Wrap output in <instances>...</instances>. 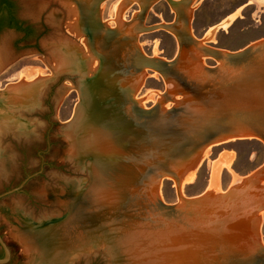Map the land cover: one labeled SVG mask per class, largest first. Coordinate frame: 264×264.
Segmentation results:
<instances>
[{
	"label": "rangeland",
	"instance_id": "rangeland-1",
	"mask_svg": "<svg viewBox=\"0 0 264 264\" xmlns=\"http://www.w3.org/2000/svg\"><path fill=\"white\" fill-rule=\"evenodd\" d=\"M7 1L22 24L21 31L15 27L0 30V195L22 185L18 192L0 199V236L11 252L7 264H128L126 252L114 248L113 240L107 242L104 238L102 242V227L117 232V237L124 230L129 232L142 225H160L167 221L189 227L191 201L204 194L217 196L215 192H208L215 161L220 162L219 187L223 192L229 193L235 177L247 178L262 169L258 174L261 176L259 187L263 186L264 190V142L236 140L212 146L194 180L181 191L178 192L172 179L161 180L158 199L166 208L158 205L148 186H130V181L129 188L122 189L119 200L113 203L114 207L91 210L83 199H101L106 190H102L97 174L92 173L96 165L94 159H81L78 154L86 152L89 143L96 144L84 141L87 132L110 137L102 131V92L99 88H88L91 102L86 114L91 121L72 139L61 133L60 125L71 119L80 105L76 78H68V72L64 71L57 81L47 82L54 68L64 66L72 54L69 62L70 67L76 69L74 76L87 67L89 76L103 65L113 68L115 64L109 58L116 51L122 52L126 59L127 53L135 47L144 55L164 61L174 59L180 45L182 51L189 46L201 54V47L220 50L225 58L227 53L264 41V0H174L180 1L177 6L167 0ZM228 18H232L228 28H219L213 39L204 40L212 27ZM118 20L123 21L119 24ZM146 28L154 29L147 31ZM102 54L107 59L102 60ZM256 56L264 59V51ZM130 64L126 59L125 65ZM217 64L218 60L212 57L205 56L203 60V65L209 67ZM139 74L132 77V83ZM183 81L181 85L187 92H197L192 95L199 99L211 86L230 92L220 78H212L210 87L201 92L197 90L198 81L192 78ZM21 85H25L24 91L18 89ZM168 89L164 73L144 70L135 98L141 100L139 104L146 110L158 104L170 109L174 105L171 98L163 96ZM172 91H175L170 95L173 100L183 99L179 90L173 88ZM216 99L210 101L214 106L222 103ZM127 114L136 123L146 120L136 116L131 108ZM158 154L148 161L156 163L161 156ZM142 159L147 161L144 156ZM135 163L133 158H128L122 165L134 169ZM77 209L94 211L95 215L89 213L90 217L94 215L93 226L84 219L81 221ZM216 218L217 215H213L211 219ZM42 231H52L63 241L70 240V248L63 250L59 260L43 261L42 248L34 238V233ZM258 232L260 240L256 249H245L244 256L264 261V213ZM217 244L216 250L210 249L199 264H232L228 262L230 259L220 257L228 248L221 241ZM61 250L60 246L51 244L48 253L53 256ZM0 258H4L1 247Z\"/></svg>",
	"mask_w": 264,
	"mask_h": 264
},
{
	"label": "water",
	"instance_id": "water-1",
	"mask_svg": "<svg viewBox=\"0 0 264 264\" xmlns=\"http://www.w3.org/2000/svg\"><path fill=\"white\" fill-rule=\"evenodd\" d=\"M167 1L172 6H177L180 2ZM153 29L146 28L147 31ZM189 39L193 40L190 36ZM70 49L74 51L73 48ZM134 49L127 53L126 59L131 62L129 66L125 65L126 59L122 52L116 51L115 55L109 58L115 66L112 68L110 65H103L92 71L91 76L88 75L90 73L88 67L86 70L77 71V76L73 75L76 69L71 68L69 62L71 57L73 59L72 54L64 66L54 68L52 77L47 80L51 83L57 81L64 71L68 72V78H76L75 84L76 90L80 93V105L74 116L60 125L61 133L73 137L72 139L87 124V121H91L86 114V108L91 102L88 97V88H99L102 92V131L110 135L106 138L113 148L106 149L102 145V155L94 151H80L78 156L81 159L91 157L94 161H100L102 169L109 172L110 170H122L123 161L133 158L137 163L132 172L130 186L146 185L150 190L153 183L172 179L176 182L179 192L180 170L188 161L198 158L207 147L247 139L264 142V59L256 56L264 51V41L238 52L227 53L225 58L220 50L201 47L200 50L204 56L215 58L218 64L213 67L201 65L202 76L200 77L191 76L183 70L181 45L178 55L168 61L144 55L138 47ZM104 59L107 58L102 54V60ZM144 70L164 73L165 79L175 80L180 86L178 93L183 99L175 101L166 91L163 96L171 98L174 104L170 109H165L160 104L148 110L142 108L135 98L136 87L132 85V77ZM191 78L198 81L197 90L199 92L210 87L209 81L212 78H220L229 86L227 88H230V92L222 91L219 86L215 89L211 86L207 92H202L205 95L200 94L201 99L196 98L194 95L197 92L195 94L187 92L186 88L181 85L182 80L187 81ZM24 88L26 89L25 85L18 87L22 91ZM215 97L218 98L216 100L222 101L220 105L214 106L211 103ZM129 108L136 116L146 120L136 123L129 119L127 114ZM115 153H118L119 158L114 156L117 155ZM157 153L161 156L154 165L148 160L157 156ZM142 156L147 161L142 159ZM129 185L125 187L129 188ZM20 187L5 192L0 195V199L18 192ZM155 199L158 205L166 208L159 201L158 196ZM83 203L87 206L90 204L86 198L83 199ZM78 214L81 221L84 219L90 226H93L92 217H82L81 211ZM57 221L59 220H52V222ZM101 231L102 237L107 242L114 241L113 231L110 232L111 230L107 227H102ZM34 238L42 248L44 255L42 259L45 262L59 260L67 249L63 238H59L52 231L34 233ZM51 244L60 246L61 252L51 256V253H48ZM0 247L4 251V258H0V264H7L10 261L11 252L1 236ZM254 247L255 245L250 249H256ZM244 251L245 249H228L226 253H221L220 257L222 256L223 260L230 259L228 262L232 261V264H264V261L244 256Z\"/></svg>",
	"mask_w": 264,
	"mask_h": 264
},
{
	"label": "bare ground",
	"instance_id": "bare-ground-1",
	"mask_svg": "<svg viewBox=\"0 0 264 264\" xmlns=\"http://www.w3.org/2000/svg\"><path fill=\"white\" fill-rule=\"evenodd\" d=\"M119 17H121L120 14ZM231 19L232 18H228L225 21L221 22L219 25L212 27L207 32L204 40L213 39L219 28H228L231 23ZM118 21L119 24H121L123 20ZM194 51L197 52L195 53ZM194 51L192 50V47L190 48L189 46H187L184 51H182L181 66L183 70L186 71L189 75L200 77L202 76L200 67L201 65H203L205 56L201 54L196 48L194 49ZM143 76L144 71L133 79L132 85L136 87V91L142 84ZM166 80L169 86L168 93L170 95L173 92L175 93V91H172L173 88L176 91L180 90V86L175 80L171 78H168ZM185 97L187 98V96ZM140 101L138 100V102ZM93 129H96V127H94ZM84 136V141H93L96 143L92 146L89 145L91 143L88 144L90 148H87V150L89 151L94 150V152H98L100 155H102V145L105 146L106 149L113 148L112 144H110V141L106 137L102 136V133L100 134L99 132H96L92 135L91 133L87 132V134H85ZM210 148L211 146L207 147L198 158L191 159L180 170V191L184 185L189 184L194 180L196 172L204 158L207 157ZM115 154H117H113L115 157H119L118 153ZM222 162L225 161L222 160ZM229 163L226 162V164ZM95 164L96 165L94 170L92 169V173L97 174L99 181L103 186L102 190L106 191L102 193L101 199H96L95 197L86 198L88 203H90L89 207L91 210L99 207H102V209L114 207L113 203H117V201L119 200L120 192L122 191V189H125V186L128 185L131 181L133 176L132 172L134 171V169L122 166V170H110L109 172H107L102 169V162L100 163V161L95 160ZM228 166L229 165H227V167ZM220 167V162L215 161L211 168L208 187V192H215L217 196L211 197L208 196V194H204L191 201L192 207L189 210L190 219L188 220L190 222L189 227H184L167 221L164 224L160 225L141 224L142 226L136 227L129 232L122 229L124 231L121 233L120 237H117L118 233L113 231L115 234L114 248H117L119 250L123 249L126 252V258L129 262L128 264H199L210 249L216 250V247L218 245L217 243L219 241H221L222 244H224L228 249L233 250H241L247 248L249 249L258 244V241L260 240L258 227L260 225V219L262 218L264 213V190L262 188L263 186L259 187L261 176L259 175V178L258 174L262 173L263 169L259 170L258 174L254 173L247 178L235 177V179H233L234 182L229 189V193H227L220 190L219 187V176L221 169ZM161 182L162 181L160 180L159 182L153 183L151 185L150 192L154 195L153 197L159 196ZM174 184L176 185V182ZM260 185H262V182ZM108 188L111 190H108ZM181 202L182 200L180 201V203ZM239 203L240 205H238ZM89 213L94 214V211H89ZM89 213L88 211H83L82 217H89ZM94 215H92V219ZM213 215H217V218L215 220L211 219ZM137 217L139 216L137 215ZM248 220L251 222V224L246 223L249 222ZM138 224H140V222ZM117 225L119 226V224ZM70 237L72 236L70 235ZM103 240H105L104 237L102 238V242ZM69 241L70 240L64 239L66 248H70L69 246H71L69 245ZM82 252L83 251H81V253Z\"/></svg>",
	"mask_w": 264,
	"mask_h": 264
},
{
	"label": "flooded vegetation",
	"instance_id": "flooded-vegetation-1",
	"mask_svg": "<svg viewBox=\"0 0 264 264\" xmlns=\"http://www.w3.org/2000/svg\"><path fill=\"white\" fill-rule=\"evenodd\" d=\"M4 21H6L7 24H9L10 21L20 22L16 14V10L13 7H10L9 2L7 0H0V22H4ZM4 28L11 29L14 27L6 26L3 27L2 29Z\"/></svg>",
	"mask_w": 264,
	"mask_h": 264
},
{
	"label": "trees",
	"instance_id": "trees-1",
	"mask_svg": "<svg viewBox=\"0 0 264 264\" xmlns=\"http://www.w3.org/2000/svg\"><path fill=\"white\" fill-rule=\"evenodd\" d=\"M6 26L15 27L19 31L22 30V24L20 22L10 21L9 24H7L6 21L0 22V29H2L3 27H6Z\"/></svg>",
	"mask_w": 264,
	"mask_h": 264
},
{
	"label": "crops",
	"instance_id": "crops-1",
	"mask_svg": "<svg viewBox=\"0 0 264 264\" xmlns=\"http://www.w3.org/2000/svg\"><path fill=\"white\" fill-rule=\"evenodd\" d=\"M203 40V39H202Z\"/></svg>",
	"mask_w": 264,
	"mask_h": 264
}]
</instances>
